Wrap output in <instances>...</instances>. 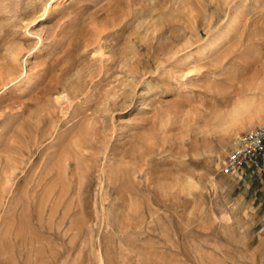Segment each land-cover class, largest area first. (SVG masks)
Returning <instances> with one entry per match:
<instances>
[{"label":"rangeland","instance_id":"1","mask_svg":"<svg viewBox=\"0 0 264 264\" xmlns=\"http://www.w3.org/2000/svg\"><path fill=\"white\" fill-rule=\"evenodd\" d=\"M239 98L264 0H0V264H264Z\"/></svg>","mask_w":264,"mask_h":264},{"label":"built area","instance_id":"2","mask_svg":"<svg viewBox=\"0 0 264 264\" xmlns=\"http://www.w3.org/2000/svg\"><path fill=\"white\" fill-rule=\"evenodd\" d=\"M247 167L264 174V120L237 137L222 162L221 171L234 174Z\"/></svg>","mask_w":264,"mask_h":264},{"label":"bare ground","instance_id":"3","mask_svg":"<svg viewBox=\"0 0 264 264\" xmlns=\"http://www.w3.org/2000/svg\"><path fill=\"white\" fill-rule=\"evenodd\" d=\"M230 83H232V81ZM234 106H235V108L232 109V110H234L233 111L234 114L231 113V115L233 114V116L230 117V118H232L230 120L233 123L238 122L240 117L244 114H247V113L252 114V116H250L249 121L247 123H243V126L254 121L255 117H258L259 119L262 118V114L264 113V102H261V101L255 102L253 99H248V98L241 99V98H239Z\"/></svg>","mask_w":264,"mask_h":264}]
</instances>
